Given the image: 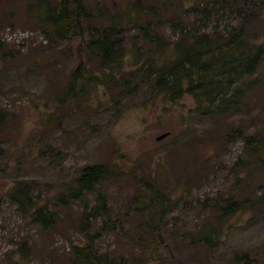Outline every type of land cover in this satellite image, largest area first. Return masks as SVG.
Instances as JSON below:
<instances>
[{
  "label": "rangeland",
  "instance_id": "1",
  "mask_svg": "<svg viewBox=\"0 0 264 264\" xmlns=\"http://www.w3.org/2000/svg\"><path fill=\"white\" fill-rule=\"evenodd\" d=\"M54 1L0 0V264H69L71 249L85 243L80 226L93 196L66 205L56 197L96 164L113 174L99 189L117 228L96 241L101 254L148 258L139 241L144 219L131 209L147 180L172 198L150 264H264V166L236 134L264 133V58L245 106L217 118L196 113L191 97L169 102L144 83L145 56L161 63L185 34H224L240 24L243 0H141V22L112 36L124 56L115 80L72 99L65 90L78 65L103 74L87 47L88 26L129 8L132 18L134 0H83L106 20L84 22L70 40L44 33L43 12ZM250 4L247 35L264 43V0ZM16 183L56 214L52 226L39 228L9 200Z\"/></svg>",
  "mask_w": 264,
  "mask_h": 264
},
{
  "label": "trees",
  "instance_id": "2",
  "mask_svg": "<svg viewBox=\"0 0 264 264\" xmlns=\"http://www.w3.org/2000/svg\"><path fill=\"white\" fill-rule=\"evenodd\" d=\"M250 6V0H243L242 12L245 14L240 24L228 26L224 34H185L172 45L171 56L161 63H156L151 55L145 56L144 83L151 94L163 95L169 102H176L184 96L191 97L195 104L194 111L212 118L241 110L247 95L260 85L257 74L264 58V43L259 41L258 36L250 38L247 35V10ZM129 9L106 20V13L94 14L83 0H55L45 7L42 19L44 33L51 32L60 40H70L84 22L97 18L101 22L106 20V23L97 26L90 24L87 30V47L97 59L103 74L96 75L84 65H78L66 86L67 98H74L78 92L86 93L90 88L106 87V81L115 80L113 69L120 70L124 56L120 42L112 36L119 31L121 24L136 25L141 22V0H134L131 4L132 18ZM236 134L243 141L244 152L256 157L264 166V133L243 135L241 130H237ZM112 178L110 168L105 165L84 167L73 182V187L56 197L57 203L66 205L69 201H83L85 197L93 196V204L87 206L89 208L83 214L85 223L80 226L85 243L71 249L69 264H150L158 256L159 248L154 243L158 240L161 245V225L171 210L172 198L154 181L147 180L139 181V192L133 199L131 209L144 219V225L139 227V241H143L148 258L133 256L128 260H115L96 249V241L103 234L117 229L106 195L99 189ZM8 194L9 200L18 205L39 228L45 230L55 223L56 214L47 205L36 206L22 184H14ZM97 219H102L98 229L89 226L90 221Z\"/></svg>",
  "mask_w": 264,
  "mask_h": 264
},
{
  "label": "water",
  "instance_id": "3",
  "mask_svg": "<svg viewBox=\"0 0 264 264\" xmlns=\"http://www.w3.org/2000/svg\"><path fill=\"white\" fill-rule=\"evenodd\" d=\"M164 137H165V135H161V136H159V137L157 138V140L159 141V140L163 139Z\"/></svg>",
  "mask_w": 264,
  "mask_h": 264
}]
</instances>
